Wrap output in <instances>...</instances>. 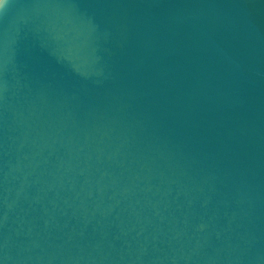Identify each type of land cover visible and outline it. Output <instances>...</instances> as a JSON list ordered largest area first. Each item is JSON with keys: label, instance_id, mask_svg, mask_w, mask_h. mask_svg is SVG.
<instances>
[{"label": "water", "instance_id": "obj_1", "mask_svg": "<svg viewBox=\"0 0 264 264\" xmlns=\"http://www.w3.org/2000/svg\"><path fill=\"white\" fill-rule=\"evenodd\" d=\"M0 264H264V0H6Z\"/></svg>", "mask_w": 264, "mask_h": 264}, {"label": "clouds", "instance_id": "obj_2", "mask_svg": "<svg viewBox=\"0 0 264 264\" xmlns=\"http://www.w3.org/2000/svg\"><path fill=\"white\" fill-rule=\"evenodd\" d=\"M6 4V0H0V8H3Z\"/></svg>", "mask_w": 264, "mask_h": 264}]
</instances>
